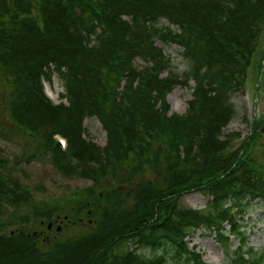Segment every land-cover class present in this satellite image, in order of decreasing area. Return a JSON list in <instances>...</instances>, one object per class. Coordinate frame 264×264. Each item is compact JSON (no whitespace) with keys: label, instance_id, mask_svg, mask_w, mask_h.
I'll return each instance as SVG.
<instances>
[{"label":"trees","instance_id":"obj_1","mask_svg":"<svg viewBox=\"0 0 264 264\" xmlns=\"http://www.w3.org/2000/svg\"><path fill=\"white\" fill-rule=\"evenodd\" d=\"M263 36L264 0H0L2 133L33 142L18 161L94 184L39 201L1 159L0 264H209L188 243L202 229L231 264H264L242 226L264 202L252 152L264 116L238 149L225 132ZM158 41L181 47L188 70ZM54 75L65 103L44 91ZM179 86L193 90L184 114L168 103ZM92 118L105 146L85 129ZM193 192L211 197L205 209L181 206Z\"/></svg>","mask_w":264,"mask_h":264},{"label":"rangeland","instance_id":"obj_2","mask_svg":"<svg viewBox=\"0 0 264 264\" xmlns=\"http://www.w3.org/2000/svg\"><path fill=\"white\" fill-rule=\"evenodd\" d=\"M162 26H168V22L161 21ZM262 48L257 52L252 68L248 74V84L246 93L237 92L233 102L237 108V115L230 123L226 134L238 133L241 139L232 142V148L238 149L244 139L250 135L254 118L264 116V36L262 39ZM157 45L162 48L167 56L172 59V64L177 73L182 74L187 71L189 66L186 62L183 49L175 44H163L160 41ZM143 64L139 62V65ZM193 83H191V87ZM190 86H179L169 96L168 103L171 106V112L184 114L188 107V102L192 99ZM46 93L55 104L62 102L61 96L65 95V90L60 78L57 75L52 77L51 84H46ZM254 106L256 112L254 113ZM4 126L7 123L0 120V132H6ZM85 129L89 137L99 146H105L107 137L97 118L87 119ZM33 142L28 138L15 135L12 139L5 134L0 135V160L8 163V166L15 174L20 176L25 186L30 188L36 198L41 201H51L70 195L79 189H85L93 186V182L82 178H66L49 161H32L30 163L18 161L21 156L29 154ZM253 155L256 163L264 171V135L257 141L253 149ZM100 183L103 184V181ZM103 186H105L103 184ZM211 197L203 192H193L186 194L181 200V206L193 209H205ZM88 228H91L92 221L87 222ZM61 226V224H60ZM242 226L246 231L248 238V247L260 253L264 251V202L255 201L248 213L245 215ZM62 226L59 232H62ZM233 249L237 248L239 243L233 240ZM191 249L197 248L203 255L205 262L209 264H231V256L226 249L222 247L213 235L205 230H199L193 237L188 239ZM143 254H149L150 251L135 246L133 248Z\"/></svg>","mask_w":264,"mask_h":264},{"label":"water","instance_id":"obj_3","mask_svg":"<svg viewBox=\"0 0 264 264\" xmlns=\"http://www.w3.org/2000/svg\"><path fill=\"white\" fill-rule=\"evenodd\" d=\"M50 227H52V226H50ZM60 230V227L58 228V231Z\"/></svg>","mask_w":264,"mask_h":264}]
</instances>
